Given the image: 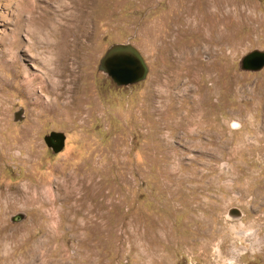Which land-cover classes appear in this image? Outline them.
<instances>
[{
	"label": "rangeland",
	"instance_id": "1",
	"mask_svg": "<svg viewBox=\"0 0 264 264\" xmlns=\"http://www.w3.org/2000/svg\"><path fill=\"white\" fill-rule=\"evenodd\" d=\"M118 45L142 80L101 70ZM254 52L264 0H0V264H264Z\"/></svg>",
	"mask_w": 264,
	"mask_h": 264
},
{
	"label": "water",
	"instance_id": "2",
	"mask_svg": "<svg viewBox=\"0 0 264 264\" xmlns=\"http://www.w3.org/2000/svg\"><path fill=\"white\" fill-rule=\"evenodd\" d=\"M247 70H259L264 67V54L251 53L242 59ZM103 70L118 85H129L142 80L147 72L141 55L130 46L118 45L110 48L101 60Z\"/></svg>",
	"mask_w": 264,
	"mask_h": 264
},
{
	"label": "bare ground",
	"instance_id": "3",
	"mask_svg": "<svg viewBox=\"0 0 264 264\" xmlns=\"http://www.w3.org/2000/svg\"><path fill=\"white\" fill-rule=\"evenodd\" d=\"M78 17H80V16H78ZM81 19V18H80ZM194 19V18H193ZM77 22H78V20H77ZM81 22V21H80ZM189 22V21H188ZM192 23V22H191ZM83 24V23H82ZM200 24V23H199ZM71 25V24H70ZM197 26V25H196ZM77 27V26H76ZM198 27V26H197ZM40 31V30H39ZM171 31V30H170ZM177 32H178V30H177ZM169 36V35H168ZM37 39V38H36ZM37 42V41H36ZM214 43H216L215 41H214ZM52 44V43H51ZM170 44V43H169ZM168 44V45H169ZM171 45V44H170ZM34 46V45H33ZM39 47V46H38ZM47 48L48 49H51V53H54L55 52V55L54 56H51V58H50V60L52 61V63L50 64V63H47V62H44L43 64H42V69L44 70V73H43V76H44V78L41 80L42 82H43V86H40L39 88H38V90L40 91V93H39V99L41 98V97H43V96H47V98L49 99V100H47V104H53V105H59L60 106V100L61 99H64V95H65V93L63 94V93H57L58 92V87H57V85L53 82V80H52V78L54 77V76H58L59 75V66L62 64V65H65V58L63 59L62 58V52L59 50V48H58V44H55V45H48L47 46ZM170 48V47H169ZM172 49V48H171ZM170 49V50H171ZM174 49V48H173ZM30 50V49H29ZM32 50V49H31ZM30 50V51H31ZM169 50V51H170ZM181 52V51H180ZM49 53V52H48ZM66 54V53H65ZM68 55V54H67ZM66 55V56H67ZM179 55V54H178ZM53 57V58H52ZM54 57H55V59H54ZM183 57V56H182ZM180 59H182V58H180ZM185 59V58H184ZM2 59H0V61H1ZM178 60V59H177ZM64 61V62H63ZM181 61V60H180ZM178 62H179V60H178ZM14 63H16V62H13V63H7V62H4V61H2V64L3 65H5L6 66V68H12L13 67V65H14ZM181 64V62L179 63V65ZM178 65V66H179ZM185 65V64H184ZM184 65H182V66H184ZM61 67V66H60ZM177 67V66H176ZM175 67V68H176ZM9 71V70H8ZM179 71V70H178ZM182 71V70H181ZM63 73H64V71H63ZM63 73H61V75H64ZM180 74H181V72H180ZM172 75H173V73H172ZM183 75V74H182ZM176 76H177V74H176ZM172 78V77H171ZM175 79V78H174ZM173 79V80H174ZM34 81V80H33ZM35 81H37V79H35ZM46 83V85H45V83ZM41 83V82H40ZM32 87H34V82L31 84V85H29V86H27L26 87V90L28 91V95H32L33 94V92H34V89L32 88ZM37 90V91H38ZM38 91V92H39ZM34 101H35V103L39 106L40 105V103L38 102V100L37 99H35V98H33V96L31 97ZM32 101V100H31ZM32 103V102H31ZM71 105V103L70 102H67L66 104H64V105H62L63 106V108L64 107H66V106H69V107H71L70 106ZM75 186V185H74ZM72 191V190H71ZM78 191V190H77ZM39 200V199H38ZM37 200V201H38ZM206 246V245H205Z\"/></svg>",
	"mask_w": 264,
	"mask_h": 264
}]
</instances>
